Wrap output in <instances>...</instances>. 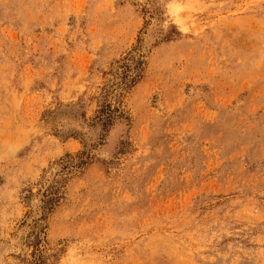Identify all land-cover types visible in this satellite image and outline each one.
Returning <instances> with one entry per match:
<instances>
[{
    "label": "rangeland",
    "instance_id": "1",
    "mask_svg": "<svg viewBox=\"0 0 264 264\" xmlns=\"http://www.w3.org/2000/svg\"><path fill=\"white\" fill-rule=\"evenodd\" d=\"M0 264H264V0H0Z\"/></svg>",
    "mask_w": 264,
    "mask_h": 264
},
{
    "label": "trees",
    "instance_id": "2",
    "mask_svg": "<svg viewBox=\"0 0 264 264\" xmlns=\"http://www.w3.org/2000/svg\"><path fill=\"white\" fill-rule=\"evenodd\" d=\"M113 115V112L109 111L105 105H102L101 110L99 112V121L103 122V125L111 123Z\"/></svg>",
    "mask_w": 264,
    "mask_h": 264
}]
</instances>
